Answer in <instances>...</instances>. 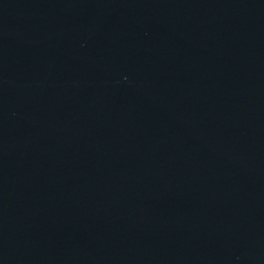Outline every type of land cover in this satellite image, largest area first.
Returning a JSON list of instances; mask_svg holds the SVG:
<instances>
[{
    "label": "water",
    "instance_id": "water-1",
    "mask_svg": "<svg viewBox=\"0 0 264 264\" xmlns=\"http://www.w3.org/2000/svg\"><path fill=\"white\" fill-rule=\"evenodd\" d=\"M0 264H264V0H0Z\"/></svg>",
    "mask_w": 264,
    "mask_h": 264
}]
</instances>
